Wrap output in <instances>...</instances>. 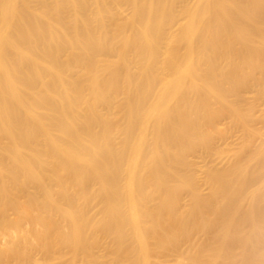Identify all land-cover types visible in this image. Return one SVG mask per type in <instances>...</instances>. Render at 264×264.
<instances>
[{
    "label": "bare ground",
    "instance_id": "obj_1",
    "mask_svg": "<svg viewBox=\"0 0 264 264\" xmlns=\"http://www.w3.org/2000/svg\"><path fill=\"white\" fill-rule=\"evenodd\" d=\"M179 1L0 0V178L19 214L41 202L47 217L93 226L91 212L103 206L116 243L138 230L142 249L156 224L170 233L158 247L176 264H264V141L253 146L264 117L225 99L264 72V0H194L177 10ZM220 60L234 61L225 68L233 88L219 83ZM204 88L214 101L199 97ZM217 104L247 132L234 151L202 131L221 115ZM200 145L228 160L223 171L206 169V197L178 175L185 151ZM178 191L189 207L176 209Z\"/></svg>",
    "mask_w": 264,
    "mask_h": 264
},
{
    "label": "rangeland",
    "instance_id": "obj_2",
    "mask_svg": "<svg viewBox=\"0 0 264 264\" xmlns=\"http://www.w3.org/2000/svg\"><path fill=\"white\" fill-rule=\"evenodd\" d=\"M193 1L194 0H180L175 4V8L178 7L177 10H179L181 3H192L190 5H193ZM179 32L180 26L175 25L172 27L171 33L178 34ZM216 63V67L214 68H216L215 71L220 81L217 82L223 85V87L229 84L230 86L228 85L226 88H233L234 84L232 83H234V80L226 74L225 68L233 66L234 61L230 67H224L227 66L224 60L217 61ZM222 67H224V70ZM257 71L259 70H255L248 78L249 80H246L247 89H245L246 87L244 88L246 85L242 86L243 88L238 86V89L235 86L236 88L231 89L233 94L229 92L231 94H227L225 97L233 106H237V109L241 108L239 109L240 111H244L248 106L253 104L256 105V107H254V109L256 108V120L264 117V79L260 87L257 85L260 81V77H264V72ZM218 72L222 73H220L221 76L218 75ZM228 77L229 79L227 80ZM259 88L263 89H260L262 92H259ZM202 90H204V92ZM239 90H241V92ZM255 92L261 93L259 95L263 99H259L260 96ZM199 97L204 99L206 97V100L209 99L210 94L208 88L201 89ZM210 100H212L211 97ZM217 106L220 109H218ZM217 106L214 105V109L225 116L223 117L220 115L216 119H212L211 116L210 118L207 117L208 119H206L201 126L202 131L213 135L212 142L215 143L212 145L215 148L217 147L218 150L234 151L240 148L246 141L247 132L239 125L230 124L229 121H226L227 119H224L226 118V111L224 112V108L219 104H217ZM215 107L221 110V112ZM171 121L170 119L169 122ZM261 125V123L256 125V127L260 129L261 137H257L256 140H254V147H257L264 141V126ZM178 142H181V140L179 139ZM240 155L243 159L249 157L247 151H242ZM184 160L187 166L183 168L179 174L177 171V174L179 176H185H182L185 183H188L186 179H190L191 183H195L203 197L209 194V187L204 181L206 169L212 167L218 171H223L228 163V160L224 156L209 155L204 145H200L196 153L185 151ZM251 165L253 168L257 166L254 162H252ZM262 166L264 171V162ZM183 171L184 174L182 173ZM69 174L70 173L65 172L63 178H67ZM67 180L69 179H66L65 182ZM68 182L69 181L66 183L68 184ZM162 182L170 189H173L177 184L176 177L166 173V171L162 175ZM103 197H105V193L100 195V198ZM15 199L11 186L7 182H3L0 178V264H90L91 262V264H176L175 254L163 251L158 247L159 239H169L170 236L168 230L165 227L163 228L162 225L156 226V224H154L155 226H153V224H149L152 226L150 228H152L153 233L152 236L146 238V242L145 240L142 241L143 248L141 249V246L138 245L137 242L138 239L139 241L141 240L142 232L140 233L138 230L132 229L130 232H127L128 239L122 243H116L119 234H109L108 229H106V221H110L111 217L106 214L102 215L103 206H95L91 212V216H93L92 218L90 217V222L94 221L93 226L92 224H83L82 226L79 219L74 218L79 222L73 224L70 219L72 217H60L61 214L58 215L59 217H56L55 214L57 213L55 212H53L55 215L54 217H47L48 214L45 215L46 213L43 212L44 207L41 202L32 205L33 207L30 206L31 208L29 210L31 213L29 215L19 214V206L15 203ZM168 200L164 202L166 206L168 205ZM20 201L23 203L25 202V200ZM60 205L59 206L63 209H67L63 204ZM189 205L190 197L188 193L185 191H178L176 193V209L180 210L182 208H187ZM50 213L52 214V212ZM159 221L163 222L164 220L160 219ZM245 232V235L252 236L256 234L254 232H249L248 229ZM3 234H7V237ZM196 238L199 239L200 237L198 238L196 236ZM46 239L49 241L47 242ZM45 241L47 242L46 246H44ZM141 250L142 253L140 255ZM179 250L183 252L185 250L184 246ZM90 260L93 261L89 263Z\"/></svg>",
    "mask_w": 264,
    "mask_h": 264
}]
</instances>
